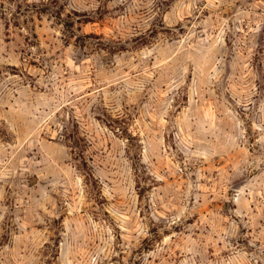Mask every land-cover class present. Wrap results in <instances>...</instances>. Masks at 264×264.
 Instances as JSON below:
<instances>
[{
  "label": "rangeland",
  "instance_id": "1",
  "mask_svg": "<svg viewBox=\"0 0 264 264\" xmlns=\"http://www.w3.org/2000/svg\"><path fill=\"white\" fill-rule=\"evenodd\" d=\"M0 264H264V0H0Z\"/></svg>",
  "mask_w": 264,
  "mask_h": 264
}]
</instances>
